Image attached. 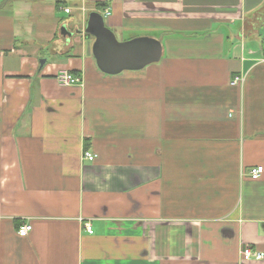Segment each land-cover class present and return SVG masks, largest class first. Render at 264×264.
<instances>
[{"label": "crops", "instance_id": "crops-1", "mask_svg": "<svg viewBox=\"0 0 264 264\" xmlns=\"http://www.w3.org/2000/svg\"><path fill=\"white\" fill-rule=\"evenodd\" d=\"M81 1L0 0V264H264V0ZM97 3L160 61L100 72Z\"/></svg>", "mask_w": 264, "mask_h": 264}, {"label": "water", "instance_id": "water-1", "mask_svg": "<svg viewBox=\"0 0 264 264\" xmlns=\"http://www.w3.org/2000/svg\"><path fill=\"white\" fill-rule=\"evenodd\" d=\"M85 32L94 38L91 52L98 70L103 74L117 75L124 71L141 70L161 59L159 40L138 37L119 41L97 12L90 14ZM44 63V60L40 61L41 65Z\"/></svg>", "mask_w": 264, "mask_h": 264}, {"label": "built area", "instance_id": "built-area-1", "mask_svg": "<svg viewBox=\"0 0 264 264\" xmlns=\"http://www.w3.org/2000/svg\"><path fill=\"white\" fill-rule=\"evenodd\" d=\"M68 11L69 10L65 9V13H68ZM56 81L59 85L65 86V87L77 85L80 83V79L78 77H76L75 75H72L68 72L58 73L56 75ZM242 82H243V79L235 78L233 80L232 85H237V84L242 83ZM84 157L88 161H92L95 159L96 156H95V154H92V153H85ZM262 172H263L262 167H255V168L251 169L249 175H250L252 180H257L260 178ZM85 229H86V232L88 234H92L91 228L89 227L88 224H86ZM30 231H31V226L28 224H24V225L19 227L17 234L19 237H26ZM241 258L244 261L261 260L264 258V252L255 251V250H252L250 248H244L241 251Z\"/></svg>", "mask_w": 264, "mask_h": 264}, {"label": "rangeland", "instance_id": "rangeland-1", "mask_svg": "<svg viewBox=\"0 0 264 264\" xmlns=\"http://www.w3.org/2000/svg\"><path fill=\"white\" fill-rule=\"evenodd\" d=\"M55 2V1H61V2H64L66 4H68L71 9H72V14L71 15H65L63 13V11H58L56 10L54 12V17L57 18V20L59 21V19H63V20H67L68 18L72 17L73 19L75 20H78L80 19L79 16L81 14L83 15H87L89 9H92L91 5H89L88 3H85L84 1H81V0H78L77 2H75V0H46V2ZM86 11V12H84ZM115 34V33H114ZM116 38L119 40V41H124L128 38L127 34L126 33H122V34H115ZM123 39V40H122ZM44 60V59H43Z\"/></svg>", "mask_w": 264, "mask_h": 264}, {"label": "bare ground", "instance_id": "bare-ground-1", "mask_svg": "<svg viewBox=\"0 0 264 264\" xmlns=\"http://www.w3.org/2000/svg\"><path fill=\"white\" fill-rule=\"evenodd\" d=\"M65 9H67V10H69L68 11V13H66V14H69L70 13V9L69 8H64V12H65ZM93 12H97V13H99L100 14V12L99 11H93ZM102 17H103V19H105V18H108L109 17V15H110V11L108 10V9H105V10H103V12H102ZM112 31V30H111ZM113 32V31H112ZM114 33V32H113ZM87 34V33H86ZM89 35V34H88ZM92 37V36H91ZM93 38V37H92ZM94 39V38H93ZM94 42V41H93ZM68 73H70V72H68ZM70 74H72V73H70ZM73 75V74H72ZM77 77V76H76ZM56 78V77H55ZM79 78V77H78ZM80 79V78H79ZM80 83H81V80H80ZM244 248H250V247H244ZM243 248V249H244ZM242 249V250H243ZM250 249H252V250H255V249H253V248H250ZM241 250V251H242ZM255 251H258V250H255ZM259 252H262V251H259ZM240 256H241V252H240ZM250 261H252V260H250ZM254 261H258V260H254Z\"/></svg>", "mask_w": 264, "mask_h": 264}, {"label": "trees", "instance_id": "trees-1", "mask_svg": "<svg viewBox=\"0 0 264 264\" xmlns=\"http://www.w3.org/2000/svg\"><path fill=\"white\" fill-rule=\"evenodd\" d=\"M105 5L106 4H98L97 3L96 6H95V9H96L95 11L99 10V12H100V11H102V9L105 10L106 9ZM88 36H90V35H88Z\"/></svg>", "mask_w": 264, "mask_h": 264}]
</instances>
